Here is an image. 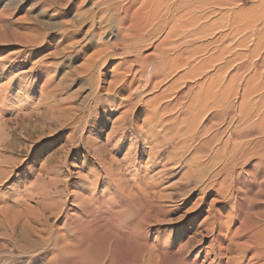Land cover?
<instances>
[{"label": "rangeland", "instance_id": "rangeland-1", "mask_svg": "<svg viewBox=\"0 0 264 264\" xmlns=\"http://www.w3.org/2000/svg\"><path fill=\"white\" fill-rule=\"evenodd\" d=\"M187 1L0 0V264H264V0Z\"/></svg>", "mask_w": 264, "mask_h": 264}, {"label": "bare ground", "instance_id": "bare-ground-1", "mask_svg": "<svg viewBox=\"0 0 264 264\" xmlns=\"http://www.w3.org/2000/svg\"><path fill=\"white\" fill-rule=\"evenodd\" d=\"M145 1H147V0H145ZM186 3H188V1L186 2V0H174L173 2H171V3H169V0H164V2H162V3H160L159 4V6H158V9L156 10L155 9V14H154V17H152L151 19H149V16L147 15V22H146V25H145V27H151L152 26V22L153 21H156V22H158V19H160V23H162V25H163V22H164V24H166L167 25V23H168V20H169V18H170V16L172 15V12L174 11V9H175V7L177 6V5H185ZM189 3H190V0H189ZM231 5H235V3H233L232 1H231ZM161 7H164L165 8V10H162V12H163V14L160 16V13H161ZM138 11H140V10H138ZM185 16H190V11H188L186 14H185ZM161 18H163V21L161 20ZM183 17H180L179 18V20L177 21V22H179V23H181V22H183ZM197 19L198 18H196V17H190V18H188V20L187 21H184V26H182V25H179V24H177L176 26H171V30H170V32H169V35L170 34H172L173 32H174V30L176 29V31L177 32H179L181 29H183V28H185V27H193L192 25L194 24H196V22H197ZM221 22V21H220ZM220 22H219V24H220ZM221 24H223V23H221ZM157 25H159V22L157 23ZM214 25H216V23H213V24H211V26H214ZM217 25H218V23H217ZM222 27H224V28H226L227 30H229V32H230V34H232V35H237V33L239 34V30H235L234 28H233V23H230V24H223V25H221ZM165 27V26H164ZM221 27V28H222ZM153 28V27H152ZM152 29H148V33L149 32H153V31H151ZM200 33H204V32H200ZM200 33H198V35H201ZM188 35H190V32H187V34L183 37V38H185L186 36H188ZM195 35V34H194ZM253 43V42H252ZM246 46V44H245V42H242V41H240V42H238V47H245ZM259 46H257V48H258ZM250 52H253V50H251ZM222 54V53H221ZM221 54L219 55L220 57H221ZM260 57V56H259ZM161 64H159V65H157L156 67H155V69H153V71H152V73H151V79H153L155 82L154 83H152V85H151V87L152 88H156L157 86H158V84L159 83H161L162 82V80L166 77L165 76V74H161L163 71H166L167 69L166 68H169V71L170 72H172V71H174V69L176 68V66H178L179 64H181V63H179L178 62V59L177 58H175V59H173V60H171V62L170 63H167L166 62V59H163V61L161 60V62H160ZM204 67V64L203 65H201V66H199V67H193L192 69H191V72L189 73V74H187V76L188 77H190V78H192V76L195 74V73H193L194 71H193V69H196V70H201L202 68ZM165 69V70H164ZM239 69H240V66H239V68H237V70L236 71H239ZM161 71V72H160ZM138 72H140V73H142L141 71H138ZM137 72V73H138ZM164 73V72H163ZM182 79V78H181ZM235 80H237L236 79V76L235 77H232L228 82H227V84L226 85H223V84H219V83H217V82H212V83H210L211 84V91L212 90H214V94H215V96H218L219 97V100L218 101H216L213 105H211L213 108H215V109H224V110H228L229 111V113H230V115H231V113H233V112H236L237 113V111H235V110H233V108H230V107H228V105H229V102H228V98H229V96H230V94H232L233 92H232V89L234 90V83H235ZM151 82V81H150ZM141 85V81L140 82H138L137 83V88L139 87ZM150 85V84H149ZM148 85V86H149ZM176 86V84L174 83V85L173 84H171V86L168 88V91H170V90H172L174 87ZM132 96V95H131ZM130 96V97H131ZM243 97H244V94H243ZM160 98H162V96L160 97ZM164 98H165V96H164ZM163 98V99H164ZM207 107H205V108H203V110L202 111H204L205 109H206ZM238 109V108H237ZM231 117V116H230ZM233 118V117H232ZM232 135V134H231ZM231 139H233V137L231 136L230 137Z\"/></svg>", "mask_w": 264, "mask_h": 264}]
</instances>
